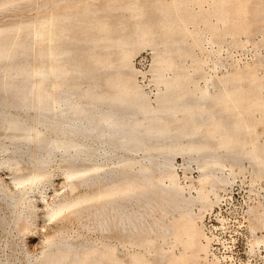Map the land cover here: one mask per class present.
Masks as SVG:
<instances>
[{
	"label": "bare ground",
	"instance_id": "6f19581e",
	"mask_svg": "<svg viewBox=\"0 0 264 264\" xmlns=\"http://www.w3.org/2000/svg\"><path fill=\"white\" fill-rule=\"evenodd\" d=\"M203 1L0 0V14L37 10L0 20V169L18 172L13 189L0 180V230L34 216L32 193L44 191L54 163L67 181L49 204L56 230L22 264H198L206 248L198 218L231 175L226 166L248 161L255 175L264 171V142L249 120L262 105L254 71L207 75L195 53L205 38H236L242 19L253 24L260 7ZM146 46L151 91L134 64ZM179 154L184 167L196 162L202 170L195 193L179 181ZM72 220L102 237L72 232ZM121 245L135 248L125 256ZM12 246L4 241L0 252Z\"/></svg>",
	"mask_w": 264,
	"mask_h": 264
},
{
	"label": "rangeland",
	"instance_id": "374dc122",
	"mask_svg": "<svg viewBox=\"0 0 264 264\" xmlns=\"http://www.w3.org/2000/svg\"><path fill=\"white\" fill-rule=\"evenodd\" d=\"M210 1L211 0H204L203 6L208 7L210 5ZM242 1L244 0L239 1L240 4L237 1L236 3L234 1V3L236 4H234V8H243L246 5L248 8L255 7L252 9L257 11V9L260 7V10L258 9L257 11L258 15L256 16L257 19H255V22L260 21L261 23L259 22L258 25L255 22L253 24H247L248 22L245 21V23L243 19L242 21L241 19H238L236 24L238 23L239 27L241 26V22L243 23V26L245 24L246 26H241L242 30L241 28H238L236 38H232L231 35H227L221 40H218L216 42L214 41L215 43H212L210 40L208 41V39L205 38L202 43L195 48V53L197 56H199L200 59L204 60V72L207 75L211 73L219 77V75L221 76L227 73L228 71H239L248 73H253L254 71V75L252 74L251 77H253V79L256 77L254 80L257 81L259 86L256 92V97L260 99L262 105L257 109L256 107L254 108L252 114L249 117V120L252 124L254 131L256 132L259 141L261 140L260 142H264V59L262 60V62H258L259 56H264V10H262L264 9V0H246L247 4L249 1L252 2H249V6L245 3V1ZM99 2H101V0H99ZM26 8L27 10L25 8L17 10V14L15 11H10V13L9 11L6 13L1 12L0 20L6 21L7 18V20H9L14 17L13 15L15 14V17H17V15L24 16L25 14V16H28V14H31L30 16H32L36 14L37 10L35 7H31V9H29L28 7ZM3 15H5V17ZM258 16H261V18H258ZM259 19H262V21ZM189 25H191V28L193 26V23H190ZM197 25L201 26L202 22L198 23ZM239 29L241 32L239 31ZM245 29H247L248 31H245ZM250 29L251 32L249 31ZM243 31L244 33H242ZM246 33L251 35L250 37L248 35V39L250 40L247 39ZM251 33H253V35ZM243 34H245L246 36ZM257 51L258 53H260V55L256 54ZM137 54L135 55L136 58L134 56V61H136L134 62V64H136L135 66H137L138 69L140 68V74H144L145 76L144 78L142 77V75L139 74V77L137 74L138 83L141 85L143 84V87H145L148 91H151L154 88V84L152 85L150 81L152 74L150 69L152 65L151 61H153V50L151 46H146V48H143V50L139 51ZM256 55H258V58ZM215 62H219L218 65ZM146 82L151 83V86L148 85L149 83L147 84ZM203 82L204 79L202 78L200 80V83ZM260 82L263 84H260ZM244 85L248 84L245 83ZM185 162V157L182 154H179L178 157L176 156L175 167H177L176 170L178 172V175L180 176L179 181L182 185H187V187L190 188L191 193H195L197 191L196 189H198V187L200 186L202 170L199 168V165L196 162H191L190 165L184 167ZM54 165L55 167H52L51 169L52 171H54L53 176L55 175V173L56 175L55 177L52 176V179L48 182V184H46L45 188L43 189L44 194L40 191L32 193V198L34 197V200L37 199L35 203L38 206H36V213L32 218H30L32 220L29 219L30 221L26 220L24 222L25 219H22V221H20L15 227L9 228V231L0 230V243H4V241L6 242L7 240L13 242V246L10 249L5 250V252H0V264H5V258L11 259V264H17V261L19 264H22L21 262H24L25 253H28L27 251L31 250L39 252L43 248V239H45V236L48 233L51 234L53 230H56L54 226L56 218L50 216L48 209L51 203L55 200L57 192L61 190V188L62 191L63 189L67 188V181L65 179L64 173H61L63 172V167L61 168V165H58L57 163H54L52 166ZM56 168L58 170H56ZM16 170V168L2 167L0 169V180H2L3 178V181H5V183H7V180L8 183L11 182V178L13 179V177L18 173L16 172ZM225 170L226 172L231 170V175L228 177L227 181L223 182L222 185L220 184L217 187V193H215L216 196L212 193L210 194L211 200L213 199L215 202H213L211 206L204 209L200 214V217L198 218V224L202 228V231L204 230L203 236L201 237V241L202 243L206 244V248L200 251L197 262L198 264H264V171L259 175H255L248 161H244L241 167H232L227 165ZM58 172H60V174ZM53 181H55V183ZM62 183L63 185H61ZM189 184L190 186H188ZM7 186H9V188L11 189L15 187L12 183H9V185ZM83 191V188H80L79 192ZM37 193L40 195L38 196ZM44 206L46 207L44 208ZM193 210L194 212L199 213V204H196L193 207ZM2 211L4 212V209L0 204V213H3ZM172 215L173 214H170V216ZM255 216L256 218L258 216L257 220ZM25 226L29 227L30 230L26 227L24 231ZM51 226L52 228H50ZM68 226L70 227V230L72 232L81 231L82 234H85L86 232L87 235L85 234V236L91 237L93 240H97L102 237L100 233L96 230H92L90 228H83L81 223H79L78 221L72 220V222H68ZM16 233L18 234V236ZM5 234L7 235L5 236ZM109 239L111 241L115 240V238L113 237ZM170 246L171 245L169 244V242L164 243V248H169ZM134 248L135 246L131 248L130 245H128L127 247L126 245H121L119 251L122 252L125 256H127L128 253ZM182 248L183 246L181 244H177L175 245L173 250L174 252H176V254H178L179 251L182 250ZM162 264L183 263L182 261L165 259V261H162Z\"/></svg>",
	"mask_w": 264,
	"mask_h": 264
}]
</instances>
